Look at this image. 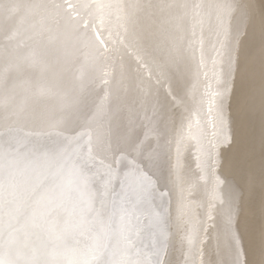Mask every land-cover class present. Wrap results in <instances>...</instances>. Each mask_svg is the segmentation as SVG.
<instances>
[{
	"label": "rangeland",
	"instance_id": "obj_1",
	"mask_svg": "<svg viewBox=\"0 0 264 264\" xmlns=\"http://www.w3.org/2000/svg\"><path fill=\"white\" fill-rule=\"evenodd\" d=\"M245 10L256 37L235 33ZM78 19L63 44L38 33L6 47L0 36V255L66 264L110 229L105 264L120 258L113 249L149 264H264V0H88Z\"/></svg>",
	"mask_w": 264,
	"mask_h": 264
},
{
	"label": "bare ground",
	"instance_id": "obj_2",
	"mask_svg": "<svg viewBox=\"0 0 264 264\" xmlns=\"http://www.w3.org/2000/svg\"><path fill=\"white\" fill-rule=\"evenodd\" d=\"M80 1V2H79ZM79 2V3H78ZM78 4L76 3H74L75 5H74V7H62V8H59L57 11H55V12H44V13H39L38 12V10L37 9H35L34 7H25V6H22V7H20V8H18L17 10H14L13 12H9V10L8 9H5V8H3L2 6H0V36H2L3 37V39L5 40V42H6V44H5V46L7 47V46H13V45H15V44H19V43H21V42H24V41H27L30 37H32V36H34L35 34H38V33H42V36L43 37H48V38H50V39H52V40H54V41H56L57 43H59V44H63V43H65L67 40H68V38H69V36L74 32V30L76 29V27H77V25H78V21H79V15L82 13V12H84L85 10H86V6H87V3H88V0H78ZM166 4V3H165ZM169 4V3H168ZM171 5V4H170ZM168 6V5H167ZM169 8V7H168ZM167 10V9H166ZM182 11V10H181ZM157 12V11H156ZM245 12H246V10H245ZM52 14H56V17L55 18H51V16H54V15H52ZM164 14V13H163ZM162 15V14H161ZM131 16V15H130ZM165 16V15H164ZM189 16V15H188ZM231 18V17H230ZM206 19H208V18H206ZM137 20V19H136ZM141 20H142V18H141ZM158 20V19H157ZM138 22V21H137ZM151 23V22H150ZM129 24V23H128ZM131 25H132V23H130ZM129 24V25H130ZM142 24V23H141ZM139 27V26H138ZM132 28V27H131ZM130 28V29H131ZM250 29L251 28V30L252 31H254V36L256 37L257 35H259L260 33H261V31L260 30H258L257 29V26L253 23V21L250 19V17H249V15L247 14V12L243 15V17H242V19H241V21L237 24V26H236V28H235V33L236 34H242L243 32H244V30L245 29ZM156 29V28H155ZM158 30H159V26H158V28H157ZM161 29V28H160ZM193 29V28H192ZM257 30V31H256ZM134 32V31H133ZM154 33V32H153ZM139 34V33H138ZM180 34V33H179ZM178 34V35H179ZM41 37V36H40ZM142 37V36H141ZM152 38V37H151ZM179 38V37H178ZM122 39V38H121ZM252 39V37L251 36H244L243 37V42L245 43V44H247V41H250ZM262 39V38H261ZM175 40V39H174ZM41 44V43H40ZM121 44V43H120ZM247 46H248V44H247ZM123 49V48H122ZM127 49V48H126ZM132 49V48H131ZM128 50V49H127ZM119 52V51H118ZM123 52V51H122ZM141 53V52H140ZM261 53H264V46H262L261 47ZM261 53H259V52H257L256 54H254L253 55V60H257V62H259L260 61V54ZM120 55V54H119ZM12 56V55H11ZM10 56V57H11ZM65 58V57H64ZM118 58V57H117ZM10 60V59H9ZM8 60V61H9ZM14 60H15V58H14ZM117 61V60H116ZM120 61V60H119ZM114 62H115V60H114ZM11 63H13V61L11 62L10 61V64ZM29 63V62H28ZM14 65V64H13ZM114 65V64H113ZM3 66V65H2ZM123 66V65H122ZM118 68H119V66H118ZM165 69V68H164ZM173 69V68H172ZM9 70V69H8ZM15 70H17V69H15ZM167 70V69H166ZM1 71V70H0ZM121 71H123V70H121ZM176 71V70H175ZM1 73H2V71H1ZM16 73V72H15ZM28 73V72H27ZM250 72L249 71H246V72H244V74L242 75V77H247L248 76V74H249ZM3 74V73H2ZM6 74H8V73H6ZM115 75V74H114ZM113 75V76H114ZM5 76H7V75H5ZM111 76V75H110ZM112 76V77H113ZM117 76V75H116ZM4 77V76H3ZM2 77V78H3ZM18 77H19V75H18ZM115 77V76H114ZM0 78H1V76H0ZM34 78V77H33ZM228 78V77H227ZM4 79V78H3ZM2 79V80H3ZM124 79V78H123ZM249 79V78H248ZM261 79V78H260ZM13 80V79H12ZM11 80V81H12ZM118 80V79H117ZM11 81L9 82V83H11ZM14 81V80H13ZM12 81V82H13ZM0 82H1V80H0ZM6 82H8V81H6ZM109 82V81H108ZM122 82V81H121ZM5 83V82H4ZM4 83L2 84L3 86H4ZM124 83V82H123ZM13 84V83H12ZM222 84V83H221ZM6 85V84H5ZM8 86H9V84H7ZM21 85V84H20ZM45 85V84H44ZM118 85V84H117ZM223 85V84H222ZM225 85V84H224ZM223 85V86H224ZM251 85V84H250ZM29 86V85H28ZM12 87H14V86H12ZM12 87H10L11 89H10V92H11V90H13L12 89ZM42 87V86H41ZM41 87H40V90H41ZM49 87V86H48ZM109 87V86H108ZM114 87V86H113ZM120 87V86H119ZM221 87V86H220ZM3 88V87H2ZM1 88V89H2ZM18 88V87H17ZM46 88V87H45ZM221 88H223V87H221ZM23 89V88H22ZM28 89V88H27ZM26 89V91H28ZM108 89V88H107ZM4 90V89H3ZM7 90H9L8 88H7ZM36 90V89H35ZM35 90H33L34 91V93H35ZM119 90V89H118ZM16 91V90H15ZM66 91V90H65ZM216 91V90H215ZM2 91H0V93H1ZM17 92V91H16ZM15 92V93H16ZM40 92V91H39ZM44 92V91H43ZM106 92H110V91H106ZM4 93V92H3ZM2 93V94H3ZM56 93V92H55ZM55 93H53V94H55ZM57 93H58V91H57ZM60 93V92H59ZM11 94V93H10ZM9 94V95H10ZM17 94H18V92H17ZM44 94V93H43ZM114 94V93H113ZM121 94V93H120ZM5 95H8V93L7 94H5ZM8 95V96H9ZM22 95V94H21ZM40 95V94H39ZM49 95V94H48ZM52 95V94H51ZM127 95H128V93H127ZM2 96V95H1ZM12 96H13V94H12ZM11 96V98H12V100H13V97ZM23 96V95H22ZM55 96V95H54ZM109 96V95H108ZM3 97V96H2ZM17 97V96H16ZM39 97V96H38ZM37 97V98H38ZM41 97V96H40ZM57 97V96H56ZM107 97V96H106ZM7 98V96L5 97V98H2V99H6ZM9 98H10V96H9ZM14 98H15V95H14ZM22 98H24V97H22ZM21 98V99H22ZM29 98V97H28ZM33 98V97H32ZM36 98V97H35ZM44 98V97H43ZM47 98V97H46ZM50 98V97H49ZM111 98V97H110ZM115 98V97H114ZM1 99V100H2ZM109 99V98H108ZM122 99H124V98H122ZM0 100V101H1ZM11 100V101H12ZM15 100V99H14ZM20 100V99H19ZM19 100H18V102H19ZM32 100V99H31ZM34 100V99H33ZM44 100V99H43ZM50 100V99H49ZM3 101V100H2ZM1 101V102H2ZM25 101V100H24ZM40 101V100H39ZM42 101V100H41ZM44 101H46V100H44ZM53 101V100H52ZM10 102V101H9ZM14 102V101H13ZM17 102V103H18ZM28 102H29V99H28ZM37 102H38V100H37ZM88 102V101H87ZM119 102V101H118ZM82 103V102H81ZM117 103V102H116ZM115 103V104H116ZM3 104V103H2ZM8 104V103H7ZM10 104V103H9ZM19 104V103H18ZM27 104V103H26ZM36 103H34V105H35ZM39 104V103H38ZM50 104H51V102H50ZM58 104V103H57ZM109 104V103H108ZM114 104V103H113ZM112 104V105H113ZM120 104V103H119ZM128 104H130V103H128ZM11 105H12V102H11ZM10 105V106H11ZM28 105V104H27ZM26 105V106H27ZM30 105V104H29ZM44 105V104H43ZM45 105H46V103H45ZM59 105V104H58ZM107 105V104H106ZM110 105V104H109ZM2 106V105H1ZM24 106H25V103H24ZM78 106H79V104H78ZM3 107H4V104H3ZM13 107V106H12ZM20 107V106H19ZM34 107H36V106H34ZM38 107V106H37ZM36 107V108H37ZM41 107V106H40ZM47 107V106H46ZM52 107V106H51ZM8 108V107H7ZM26 108V107H25ZM35 108V109H36ZM43 108V107H42ZM49 108V107H48ZM53 108H55V106L53 107ZM111 108V107H110ZM18 109V108H17ZM20 109V108H19ZM45 108H43V110H44ZM58 109V108H57ZM62 109V108H61ZM4 110H5V108H4ZM38 110V112H39V109H37ZM42 110V111H43ZM51 110H53V109H51ZM50 110V111H51ZM107 110H108V108H107ZM17 111V110H16ZM21 111V110H20ZM23 111V110H22ZM41 111V112H42ZM48 111V110H47ZM54 111V110H53ZM103 111V110H102ZM1 112V111H0ZM5 112H6V110H5ZM34 112V111H33ZM38 112H36V114L38 113ZM55 112V111H54ZM4 113V112H3ZM10 113V112H9ZM13 112H11V114H12ZM18 113V112H17ZM35 113V112H34ZM44 113H46L45 112V110H44ZM50 113V112H49ZM57 113V112H56ZM104 113V112H103ZM109 113V112H108ZM123 113V112H122ZM16 114V113H15ZM20 114H21V112H20ZM19 114V115H20ZM31 114V113H30ZM40 114V113H39ZM43 114V113H42ZM41 114V115H42ZM52 114H53V112H52ZM237 114V113H236ZM35 115V114H34ZM33 115V116H34ZM59 115H60V113H59ZM98 115V114H97ZM101 115V114H100ZM111 115V114H110ZM241 115V114H240ZM6 116V115H5ZM10 116V115H9ZM12 116H14L13 114H12ZM53 116V115H52ZM124 116H126V115H124ZM16 117V116H15ZM14 117V118H15ZM48 117V116H47ZM54 117V116H53ZM107 117H108V115H107ZM133 117V116H132ZM241 117V116H240ZM9 118V117H8ZM33 118V117H32ZM39 118V117H38ZM43 119H44V117H42ZM55 118V117H54ZM1 119V118H0ZM11 119V118H10ZM17 120L19 119V118H16ZM42 119V120H43ZM49 119H50V117H49ZM95 119V118H94ZM126 119V118H125ZM1 120H3V119H1ZM12 120V119H11ZM27 120V119H26ZM31 120V119H30ZM46 120V119H45ZM51 120V119H50ZM54 120V119H53ZM52 120V121H53ZM8 121V120H7ZM21 121V120H20ZM19 121V122H20ZM35 121V120H34ZM39 121H40V118H39ZM49 121V120H48ZM59 121H60V119H59ZM58 121V122H59ZM90 121V120H89ZM118 121V120H117ZM3 122V121H2ZM9 122H10V120H9ZM8 122V123H9ZM12 122V121H11ZM42 122V121H41ZM40 122V123H41ZM1 123V122H0ZM18 123V122H17ZM27 123V122H26ZM25 123V124H26ZM44 123V122H43ZM43 123H41V124H43ZM48 123V122H47ZM50 123H51V121H50ZM2 124V123H1ZM7 124V123H6ZM29 124V123H28ZM31 124V123H30ZM36 124H38L37 122H36ZM53 124V123H52ZM261 124V123H260ZM8 125V124H7ZM11 125V124H10ZM15 125V124H14ZM17 125V124H16ZM15 125V126H16ZM20 125H21V123H20ZM23 125V124H22ZM33 125V124H32ZM35 125V124H34ZM46 125V124H45ZM51 125V124H50ZM91 125V123L89 124V126ZM109 125H110V123H109ZM2 126V125H1ZM28 126V125H27ZM57 126H58V124H57ZM111 126H112V124H111ZM17 127V126H16ZM22 127V126H21ZM34 127V126H33ZM42 127V126H41ZM40 127V128H41ZM84 127H85V125H84ZM91 127V126H90ZM94 127V126H93ZM109 127V126H108ZM29 128V127H28ZM37 128H38V126H37ZM48 128V127H47ZM54 128V127H53ZM55 128H57V127H55ZM2 129H3V127H2ZM18 129V128H17ZM30 129V128H29ZM88 129V128H87ZM15 130V129H14ZM24 130H25V127H24ZM23 130V131H24ZM50 130V129H49ZM3 131L4 130H2V133H3ZM13 131V130H12ZM19 131H20V129H19ZM9 132V131H8ZM11 132V131H10ZM14 132V131H13ZM17 132V131H16ZM25 132H27V131H25ZM53 132V131H52ZM1 133V132H0ZM28 133H29V131H28ZM10 134V133H9ZM11 134H13V133H11ZM25 134L26 133H24V136H25ZM56 134V133H55ZM68 134V133H67ZM14 135V134H13ZM17 135H20V134H17ZM16 135V136H17ZM30 136H31V134H29ZM98 135V134H97ZM100 135V134H99ZM15 136V137H16ZM93 136V135H92ZM108 136V135H107ZM113 136V135H112ZM14 137V138H15ZM22 137V136H21ZM62 137V136H61ZM7 138V137H6ZM8 138H10V137H8ZM69 138V137H68ZM12 139V138H11ZM24 139V138H23ZM26 139H28V137H26ZM33 139V138H32ZM61 139V138H60ZM63 139V138H62ZM65 139V138H64ZM117 139V138H116ZM3 140V139H2ZM13 140V139H12ZM19 140V139H18ZM29 140V139H28ZM34 140V139H33ZM53 140V139H52ZM67 140V139H66ZM65 140V141H66ZM69 140V139H68ZM14 141V140H13ZM21 141H22V139H21ZM62 141V140H61ZM27 142V141H26ZM53 142V141H52ZM69 142V141H68ZM70 142H71V140H70ZM16 143V142H15ZM31 143V142H30ZM50 143V142H49ZM57 143V142H56ZM64 143V142H63ZM66 143H67V141H66ZM8 144V143H7ZM22 144V143H21ZM20 144V145H21ZM35 144V143H34ZM37 144H38V142H37ZM48 144V143H47ZM6 145V144H5ZM4 145V146H5ZM13 145V144H12ZM31 145V144H30ZM45 145V144H44ZM55 145H57V144H55ZM64 145V144H63ZM22 146V145H21ZM20 146V147H21ZM26 146V145H25ZM25 146L24 147H22L23 149L25 148ZM49 146V145H48ZM109 146V145H108ZM1 147H3L2 145L0 146V148ZM13 147V146H12ZM11 147V148H12ZM19 147V146H18ZM19 147V148H20ZM27 147H31V146H27ZM34 147V146H33ZM39 147V146H38ZM37 147V148H38ZM50 147V146H49ZM52 147V146H51ZM65 147V146H64ZM69 147V146H68ZM67 147V148H68ZM6 148V147H5ZM14 148V147H13ZM13 148H12V150H13ZM32 148V147H31ZM30 148V149H31ZM55 148V147H54ZM57 148H59V147H57ZM63 148V147H62ZM61 148V149H62ZM66 148V147H65ZM28 149V148H27ZM29 149V150H30ZM56 149V148H55ZM71 149V148H70ZM0 150H2V149H0ZM11 150V149H10ZM17 150H19V149H17ZM16 149L14 150V151H17ZM35 150V149H34ZM65 150V149H64ZM27 151V150H26ZM25 150L24 151H22L21 150V152H26ZM36 151H39V150H36ZM54 151V150H53ZM114 151V150H113ZM1 152V151H0ZM7 152V151H6ZM12 152V151H11ZM41 152V151H40ZM46 152V151H45ZM52 152V151H51ZM4 153V152H3ZM27 153V152H26ZM30 153V152H29ZM32 153V152H31ZM14 154V153H13ZM33 154V153H32ZM35 154V153H34ZM33 154V155H34ZM39 154V153H38ZM43 154V153H42ZM41 154V155H42ZM74 154V153H73ZM4 155H5V153H4ZM12 155V154H11ZM6 156V155H5ZM8 156H9V154H8ZM7 156V157H8ZM34 156H36V155H34ZM52 156V155H51ZM19 157V156H18ZM38 157V156H37ZM37 157H36V159H37ZM44 157V156H43ZM10 158V157H9ZM15 158V157H14ZM21 158H22V156H21ZM28 158V157H27ZM47 158V157H46ZM2 159V158H1ZM18 159V158H17ZM24 159V158H23ZM26 159V158H25ZM24 159V160H25ZM29 159H30V157H29ZM4 160V159H3ZM2 160V161H3ZM24 160H22V161H24ZM35 160V159H34ZM115 160V159H114ZM1 161V160H0ZM7 161V160H6ZM13 161V160H12ZM31 161V160H30ZM40 161V160H39ZM11 162V161H10ZM41 162H42V160H41ZM47 162V161H46ZM50 162V161H49ZM18 163H20V162H18ZM35 163H39L38 162V160H37V162H36V160H35ZM48 163V162H47ZM46 163V164H47ZM2 164V163H1ZM20 164H22V163H20ZM19 164V165H20ZM42 164H44V163H42ZM113 164V163H112ZM4 165H5V163H4ZM10 165V164H9ZM13 165V164H12ZM41 165V164H40ZM2 166H3V164H2ZM39 166V165H38ZM44 166V165H43ZM42 166V167H43ZM4 167V166H3ZM21 167V166H20ZM31 167V166H30ZM33 167V166H32ZM45 167V166H44ZM6 168H9V166L8 167H6ZM13 168V167H12ZM36 168V167H35ZM40 168H41V166H40ZM16 169V168H15ZM19 169V171H20V168H18ZM37 169H38V167H37ZM44 168H42V170H43ZM258 169H259V167H258ZM0 170H2V168H0ZM12 169H10L8 172H10ZM25 170V169H24ZM33 170H34V168H33ZM31 171V170H30ZM47 171V170H46ZM6 172V171H5ZM27 172V171H26ZM32 172H35V171H32ZM1 173V172H0ZM13 173V172H12ZM22 173V172H21ZM28 173V172H27ZM41 173V172H40ZM7 174V173H6ZM26 174V173H25ZM24 174V175H25ZM29 174H31V173H29ZM32 174H34V173H32ZM36 175H37V173H35ZM45 174V173H44ZM18 175V174H17ZM22 175V174H21ZM27 175V174H26ZM25 175V176H26ZM1 176V175H0ZM8 175H6V177H7ZM13 176V175H12ZM19 176V175H18ZM30 176V175H29ZM41 176V175H40ZM24 177V176H23ZM27 177V176H26ZM33 177H34V175H33ZM4 178V177H3ZM13 178V177H12ZM15 179L17 178V177H14ZM19 178V177H18ZM17 178V179H18ZM37 178V177H36ZM10 178H8V180H9ZM16 179V180H17ZM23 179V178H22ZM41 179V178H40ZM45 179V178H44ZM2 180V179H1ZM16 180H14V181H16ZM37 180V179H36ZM46 180V179H45ZM7 181V180H6ZM23 181H25V180H23ZM22 181V182H23ZM29 181V180H28ZM27 181V182H28ZM31 181V180H30ZM5 182V181H4ZM9 182V181H8ZM7 182V183H8ZM18 182V181H17ZM17 182H15V183H17ZM33 181H31V183H32ZM39 182V181H38ZM35 183H36V181H35ZM42 183V182H41ZM45 183V182H44ZM249 189H250V198H252V197H254L255 196V194L257 193V190H258V188H259V185H258V182L257 181H255V179H254V177L252 178V179H250L249 180ZM6 184V183H5ZM9 185L11 184V183H8ZM21 184V183H20ZM23 184V183H22ZM46 184V183H45ZM8 185V186H9ZM13 185V184H12ZM16 185V184H15ZM33 185V184H32ZM38 185V184H37ZM40 185V184H39ZM47 185V184H46ZM11 186V185H10ZM9 186V187H10ZM24 186V185H23ZM29 186V185H28ZM27 186V187H28ZM34 186V185H33ZM33 186H31V187H33ZM16 187V186H15ZM14 187V188H15ZM22 187V186H21ZM20 187V188H21ZM36 187V186H35ZM41 187H43V186H41ZM48 187V186H47ZM11 189H14V188H12V187H10ZM31 189V188H30ZM29 188L27 189V190H30ZM46 189V188H45ZM45 189H44V192H45ZM25 190V189H24ZM35 190H37V189H34V191ZM6 191V190H5ZM32 191V190H31ZM38 191H41L42 193H43V190L41 189V190H38ZM17 192H18V190H17ZM24 192V191H23ZM22 192V193H23ZM7 193V192H6ZM5 193V194H6ZM10 192H8V194H9ZM30 193V192H29ZM11 195H12V193H10ZM9 194V195H10ZM18 193H16V195H17ZM35 195H36V192L34 193ZM38 194H41V193H37V195L36 196H38ZM14 195V194H13ZM21 195H23V194H21ZM28 195H30V194H28ZM8 196V195H7ZM31 196V195H30ZM4 197V196H3ZM20 197V196H19ZM24 197V196H23ZM22 197V198H23ZM41 197V196H40ZM8 198H10V197H8ZM32 198H33V196H32ZM31 198V199H32ZM38 198V197H37ZM18 199V198H17ZM26 199H27V197H26ZM30 199V200H31ZM35 199V198H34ZM11 200H12V198H11ZM20 200V199H19ZM24 200V199H23ZM37 200V199H36ZM2 201V200H1ZM3 201H4V199H3ZM26 201V200H25ZM14 202V201H13ZM34 202V201H33ZM36 202V201H35ZM2 203V202H1ZM18 203H19V201H18ZM17 203V204H18ZM24 203V202H23ZM32 203V202H31ZM3 204V203H2ZM22 205V204H21ZM29 205V204H28ZM35 205V204H34ZM33 205V206H34ZM16 206V205H15ZM23 206H25V205H23ZM31 206V205H30ZM37 206V205H36ZM27 207V206H26ZM6 208V207H5ZM21 208V207H20ZM25 207H23V209H24ZM30 208V207H29ZM9 209V208H8ZM21 210V209H20ZM28 210V209H27ZM31 210V209H30ZM22 213H23V211H21ZM32 212V211H31ZM7 213H9V211L7 210ZM18 213V212H17ZM27 214H29V213H27ZM7 216V215H6ZM22 216V215H21ZM5 219V218H4ZM13 220V219H12ZM17 220V219H16ZM6 221V220H5ZM29 221V220H28Z\"/></svg>",
	"mask_w": 264,
	"mask_h": 264
},
{
	"label": "snow or ice",
	"instance_id": "obj_3",
	"mask_svg": "<svg viewBox=\"0 0 264 264\" xmlns=\"http://www.w3.org/2000/svg\"><path fill=\"white\" fill-rule=\"evenodd\" d=\"M68 7H74V5L69 4ZM0 168H2V164H0ZM69 176L71 177L72 182H78L80 180V175L78 170L75 168L71 169L69 172ZM5 191V184L3 180H0V200L3 198V194ZM9 238L10 242H15V230L12 229L11 224H9ZM111 230L102 231L101 233L97 234L96 239L94 240L93 244L89 245L82 253L81 259L78 260H69L66 264H105V262L101 259L104 255L105 250L107 249V243H101V240H107L110 236ZM4 235V228H3V216L0 215V240L3 239ZM122 239H125L121 236ZM0 248H2V244H0ZM126 249L117 251L116 249L112 250V255L116 256L119 255V259H115L112 261V264H149L147 260H137V261H130L126 258ZM0 264H17L16 261L13 260H6L3 255H0ZM25 264H37L36 261H26ZM52 264H58V262L53 261Z\"/></svg>",
	"mask_w": 264,
	"mask_h": 264
}]
</instances>
